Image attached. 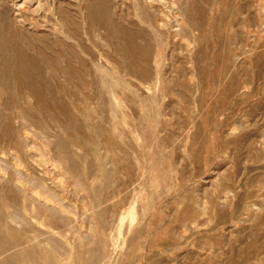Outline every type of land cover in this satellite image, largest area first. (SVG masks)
I'll return each mask as SVG.
<instances>
[{
	"label": "rangeland",
	"instance_id": "obj_1",
	"mask_svg": "<svg viewBox=\"0 0 264 264\" xmlns=\"http://www.w3.org/2000/svg\"><path fill=\"white\" fill-rule=\"evenodd\" d=\"M0 264H264V0H0Z\"/></svg>",
	"mask_w": 264,
	"mask_h": 264
},
{
	"label": "bare ground",
	"instance_id": "obj_2",
	"mask_svg": "<svg viewBox=\"0 0 264 264\" xmlns=\"http://www.w3.org/2000/svg\"><path fill=\"white\" fill-rule=\"evenodd\" d=\"M35 1V0H34ZM38 4H36V6H37ZM34 7V6H33ZM39 7V6H38ZM162 21V20H161Z\"/></svg>",
	"mask_w": 264,
	"mask_h": 264
}]
</instances>
